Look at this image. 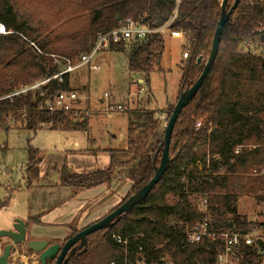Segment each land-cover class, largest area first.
I'll return each mask as SVG.
<instances>
[{
	"label": "trees",
	"instance_id": "1",
	"mask_svg": "<svg viewBox=\"0 0 264 264\" xmlns=\"http://www.w3.org/2000/svg\"><path fill=\"white\" fill-rule=\"evenodd\" d=\"M234 1H227V13ZM0 3V23L5 27V33L0 34V129L19 124L34 131L46 127L67 133L88 132L90 117L78 119L74 113L46 109L62 92L84 97L85 87H74L71 74L51 79L25 94H13L62 72L67 63L53 56L77 60L92 50L98 35L119 28L128 19L150 29L172 20L170 30L183 33L186 44L182 55L189 54L181 67L178 101L202 74L222 17V0ZM262 48L264 0H240L223 28L217 57L203 85L178 116L170 142L169 169L146 199L123 214L112 228L89 235L85 250L77 251L67 264H162L166 257L172 264H219L225 250L222 234H247L254 229L264 233L263 219L252 221L241 211L242 200L264 201V176L253 174L264 168ZM108 49L123 53L127 71L149 85L150 75L159 70L165 39L161 34H150L144 39L112 44ZM84 103L88 106V100ZM175 104L164 111L167 122ZM142 117L140 127L144 130L154 125L157 128L144 150L141 143L131 139L127 149L107 151L110 164L105 169L85 174L64 169L62 186L84 190L110 184L114 171L122 167L131 189L111 213L148 184L159 164L155 157H161L166 126L151 112L145 111ZM160 125L162 130H158ZM38 153L30 148V170L36 178L42 162ZM169 196L176 201L169 203ZM204 199L209 203L202 211ZM206 220L210 223L208 233H214L215 238L190 243L189 234ZM80 231L72 232L70 238ZM114 235L126 244L116 242ZM232 260L237 264H264V241L260 239L251 246L242 241Z\"/></svg>",
	"mask_w": 264,
	"mask_h": 264
},
{
	"label": "rangeland",
	"instance_id": "2",
	"mask_svg": "<svg viewBox=\"0 0 264 264\" xmlns=\"http://www.w3.org/2000/svg\"><path fill=\"white\" fill-rule=\"evenodd\" d=\"M164 39L160 67L150 75L149 85L140 86L141 79L127 71L126 56L115 51L107 52L104 61L100 60L102 54L95 57L93 63L101 65L99 70L84 67L78 70L79 76H71L74 87L90 86L81 94L85 97L83 102L89 100L88 132L67 133L46 127L34 131L19 124L0 129V231L10 230L16 220L24 222L28 216L45 211L44 224L39 226L43 237L62 243L72 232L100 221L128 195L132 183L125 179L122 167L114 171L112 186L103 184L81 191L61 187L59 181L64 169L74 174L105 169L110 164L107 151L125 150L131 139L141 143V151L144 150L157 129L156 125L147 130L140 127L145 111L153 113L155 120L158 122L159 118L162 126H166L164 111L174 105L179 96L184 63L182 46L186 41L172 39L169 35H164ZM259 51L264 52V48ZM112 106H121L123 111H113ZM162 126L158 130H162ZM30 148L38 149L37 156L42 158L37 178L30 170ZM175 201L173 196L168 197L169 203ZM241 203V211L253 217L249 200ZM30 240L27 235L25 244L16 247L10 263L40 264L39 256L27 248ZM8 243V239H0V252Z\"/></svg>",
	"mask_w": 264,
	"mask_h": 264
},
{
	"label": "water",
	"instance_id": "3",
	"mask_svg": "<svg viewBox=\"0 0 264 264\" xmlns=\"http://www.w3.org/2000/svg\"><path fill=\"white\" fill-rule=\"evenodd\" d=\"M227 1L228 0H222V17L217 25L212 43V49L207 59V62L204 65L202 74L189 90L180 95L177 103L175 104L172 115L167 122L164 132V139L160 148L162 151L161 157L159 160L157 159V157H155V161L159 164L155 168L156 171L153 178L148 182V184L141 188L135 195L131 196L120 207L115 209L113 212L109 213L100 221L81 230L80 232L69 238L63 246L59 243L51 244L50 241L47 240L28 241L27 248L39 256L40 264H47V262L50 260L55 261L54 264H67L68 259L71 256H73L77 251L83 250L85 248L87 244L86 239L89 235L106 228H112L120 220L123 214L129 212L136 205L146 199L153 187L162 179L172 162L169 156V149L172 133L178 116L183 110V108L195 97L198 90L203 85L204 80L206 79L217 57L223 28L226 22L228 21L230 14L233 12L234 9H236L240 2V0H235L232 9L229 11V13H227ZM118 20H120L119 16ZM158 27H161V25H159ZM200 61L201 58L198 59V62ZM26 237L27 227L25 222H23L22 220H16L15 224L10 230L0 231V239L9 240V243L6 244L3 247L2 252H0V264H12L9 261L10 257L16 251V247L18 245L25 244L27 239ZM17 264H23V262H19Z\"/></svg>",
	"mask_w": 264,
	"mask_h": 264
},
{
	"label": "built area",
	"instance_id": "4",
	"mask_svg": "<svg viewBox=\"0 0 264 264\" xmlns=\"http://www.w3.org/2000/svg\"><path fill=\"white\" fill-rule=\"evenodd\" d=\"M172 20L166 23L165 25L150 29L143 26H138L134 21L128 19L122 23V25L105 34H100L96 37L95 45L92 50L88 54L82 55L77 60H70L68 58L53 56L55 58L63 59L67 65L66 68L60 72L59 74L53 76L52 78L46 79L44 81L35 83L31 86L21 87L18 91H16L13 95L25 94L29 90L38 88L40 85L50 81L51 79L61 78L64 74H71V76H75L76 72L84 67H88L90 70H97L99 66L94 64L93 61L95 57L102 51L110 47L112 44L120 43L122 41H127L130 39H144L150 34H161L169 35V37L173 39H183L184 35L181 31H172L170 30V24ZM4 26V25H2ZM5 29V27H4ZM5 32H0V34H4ZM245 47L246 44L244 45ZM189 51L185 52L182 57L184 62L188 59ZM83 98L80 97L76 92H62L59 93L55 98L52 99L51 102L47 104L46 109L51 113L54 112H65V113H74V115L79 119L81 116L90 117L91 111L90 108L83 105ZM114 110L123 111L121 106L111 108ZM12 121V120H11ZM200 126V123L197 124V127ZM238 150V149H237ZM253 174L256 176H264V168L261 170H254ZM264 196V191H263ZM208 200L204 199L203 204L201 205V210L204 211L207 208ZM210 223L206 220L204 223L197 225L193 232L189 234V242L197 243L200 242L204 237L208 239H214V233H208V227ZM222 238L225 244L224 252L219 256L218 263L219 264H237L232 260V256L235 254V248L240 245L242 241L246 245H253L256 241L262 239L264 241V233H260L257 229H254L251 233L242 234V233H233L226 232L222 234ZM113 239L118 243H124L118 236H113ZM162 264H172L171 261L166 257L164 259V263ZM201 264V263H199Z\"/></svg>",
	"mask_w": 264,
	"mask_h": 264
},
{
	"label": "crops",
	"instance_id": "5",
	"mask_svg": "<svg viewBox=\"0 0 264 264\" xmlns=\"http://www.w3.org/2000/svg\"><path fill=\"white\" fill-rule=\"evenodd\" d=\"M107 52H112V51H110L108 48L103 49L102 51H100L99 54H102L103 55L102 58L100 59L101 61H104L105 60V58L107 56ZM97 64H98L99 69H100V66L101 65L99 63H97ZM99 69H97V70H99ZM139 82H140V84H143V80L142 79ZM84 87H85V93H86L87 87H90V86L88 84L87 86L85 85ZM142 89H144V88L141 87L140 88V91H142ZM86 95H88V98H89V94H86ZM101 100L102 99H100V102H101ZM88 105H89V100H88ZM75 144L78 146L79 143L76 141ZM87 151H89V150H87ZM76 174H85V173H76ZM61 180H62V173H61V179L59 181V184L61 185V187H64L61 184ZM103 184H108L109 186H112L109 183H102L101 185H103ZM64 188H70V187H64ZM93 188H95V187H93ZM90 189H92V188H90ZM75 190H78V189H75ZM84 190H87V189H84ZM81 191H83V190H81ZM248 205H249V209H251L254 212L253 214H251V216H253V217H251V220L252 221L257 220V217H258V219L260 218L261 220L262 219L264 220V215H262V213H264V201L255 202L253 199H249V204ZM45 215H46V212L45 211H40L37 214H33V215L28 216L25 219L26 221L24 220V222L26 224V227H27V235L31 237V240H47V241H50V242L51 241L58 242V241H56L54 239H49L47 237H43V235L41 233L42 230H40V227L39 226H42L44 224V222L42 221V218L45 217ZM260 216H263V217H260ZM33 219H34V221H32Z\"/></svg>",
	"mask_w": 264,
	"mask_h": 264
},
{
	"label": "flooded vegetation",
	"instance_id": "6",
	"mask_svg": "<svg viewBox=\"0 0 264 264\" xmlns=\"http://www.w3.org/2000/svg\"><path fill=\"white\" fill-rule=\"evenodd\" d=\"M51 243V242H50ZM56 243H59V242H56ZM52 244V243H51ZM55 244V243H54ZM61 244L62 246L65 244V242H62V243H59ZM55 262V261H54Z\"/></svg>",
	"mask_w": 264,
	"mask_h": 264
},
{
	"label": "bare ground",
	"instance_id": "7",
	"mask_svg": "<svg viewBox=\"0 0 264 264\" xmlns=\"http://www.w3.org/2000/svg\"><path fill=\"white\" fill-rule=\"evenodd\" d=\"M0 27H2V28H3V31L5 32L4 26H2V25L0 24ZM3 31H0V32H3Z\"/></svg>",
	"mask_w": 264,
	"mask_h": 264
},
{
	"label": "snow or ice",
	"instance_id": "8",
	"mask_svg": "<svg viewBox=\"0 0 264 264\" xmlns=\"http://www.w3.org/2000/svg\"><path fill=\"white\" fill-rule=\"evenodd\" d=\"M0 31H3V28L2 27H0Z\"/></svg>",
	"mask_w": 264,
	"mask_h": 264
}]
</instances>
